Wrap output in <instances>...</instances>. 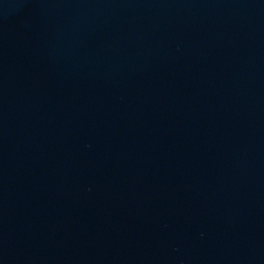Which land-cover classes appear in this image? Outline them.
I'll return each instance as SVG.
<instances>
[{"label":"water","instance_id":"95a60500","mask_svg":"<svg viewBox=\"0 0 264 264\" xmlns=\"http://www.w3.org/2000/svg\"><path fill=\"white\" fill-rule=\"evenodd\" d=\"M0 264H264V0H0Z\"/></svg>","mask_w":264,"mask_h":264}]
</instances>
